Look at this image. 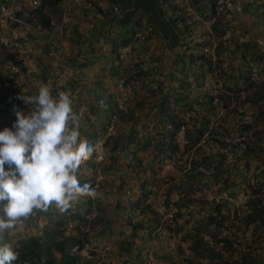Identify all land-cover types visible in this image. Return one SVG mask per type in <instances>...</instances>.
<instances>
[{"label": "rangeland", "instance_id": "obj_1", "mask_svg": "<svg viewBox=\"0 0 264 264\" xmlns=\"http://www.w3.org/2000/svg\"><path fill=\"white\" fill-rule=\"evenodd\" d=\"M55 7L47 11L57 19L61 5ZM259 31L257 33L263 35ZM34 35L36 38L26 37L23 41L33 61L31 69L36 78H27L26 83L23 81L18 88L10 83L13 74L8 51L0 46V130L11 128L16 120V110H28L29 106L18 98L26 96L27 89L32 91L38 85L45 84L50 91L56 90L66 81L80 76L79 72L82 73L83 67H87L76 57L64 58L55 45L53 49L50 48L54 44L50 37L44 39L38 33ZM48 45L50 47L46 49ZM144 60L146 71L137 79L131 76L124 91L118 89L116 77L108 81L115 96L119 95L120 105L108 103L104 106L105 110L101 109L99 98L109 96L110 91L95 94L93 80L86 76V72V77L75 80L78 86L75 88L77 92L72 93L73 107L78 104L84 112H88L87 116L83 114L81 117L80 139L88 141L95 149L91 158L83 163L85 169H79L77 175L82 184L90 183L96 189V197H82L75 207L64 213L52 205L42 218L32 223L26 218L7 231L4 242L13 247L21 240L38 238L49 245L51 238L64 239L63 235L79 233V236H85L87 233L88 240L83 238L85 243L80 251L81 264H140L153 247L158 248L160 258V262L154 264H199L215 258L209 249L220 251L224 247L225 242L219 239L214 246L208 244L210 238L217 239L218 235L224 233L235 242L237 239L232 231L237 227L241 232H248L246 244L243 249H235L232 253L228 251L224 256L238 261V264H264L259 262V258L264 257V238L256 241L251 225L254 222H251V218L248 220L251 210L248 201L264 194V156H259L264 153V73L256 83L263 99L253 103L246 112H240L229 107L233 101L232 95H229L226 98L228 106L222 110L218 122L209 124L208 131L195 144L189 142L186 135L190 131L194 134L200 127V120L192 121L193 118L201 117L202 121L204 115L210 114L211 106L208 111L206 109L207 113L200 109L204 104L211 103V99L212 105H215L214 97L219 94L206 92L209 86L215 84H211L208 78L199 79L195 84L184 81L186 73H180L174 67L172 58L162 66L166 76L161 81L157 79L158 76L153 77L155 71L150 59ZM42 72L44 78L39 80L37 74ZM170 72L181 77L170 79ZM29 86L32 88L29 89ZM164 86L171 88L164 92ZM163 97L167 103H171V107L161 112L160 116L175 112L177 118L180 117L179 125L154 123L159 115L153 109ZM186 104L188 106H184ZM227 112L230 113L227 120L229 125L222 126L223 116ZM114 114L119 117L113 136L120 135L127 140L137 134L141 142L136 143L135 152L126 154L121 150L112 151L111 145L104 146L109 131L107 127ZM233 116L236 118L234 122ZM183 124L186 125L184 129ZM98 135H104L103 145L94 140ZM242 136L249 139L252 148L248 147L247 150L254 157H245L244 149H240L237 157H232L235 146L240 145L241 141L246 145ZM250 136L256 140L254 145ZM175 145L177 148H174ZM131 146L134 147L133 144ZM98 147L101 158L96 163ZM132 156L135 158L130 161ZM257 190L261 193L256 194ZM210 195H213L214 204H210ZM229 197L237 201L241 198V202L233 204ZM89 199L92 206L88 204ZM171 207L176 211L173 227L168 226L160 214V210ZM59 232L63 235L60 236ZM74 249L77 250V246ZM229 253L233 256H228ZM55 255L59 260L61 254Z\"/></svg>", "mask_w": 264, "mask_h": 264}, {"label": "built area", "instance_id": "obj_2", "mask_svg": "<svg viewBox=\"0 0 264 264\" xmlns=\"http://www.w3.org/2000/svg\"><path fill=\"white\" fill-rule=\"evenodd\" d=\"M42 2L43 0H0V45L3 49L12 52L14 55V59L11 60L10 63V70L12 73L20 72L23 68H29L31 64L23 40L24 34L27 32L34 33L36 29L33 24L26 20V17L30 14L31 9L41 6ZM71 2H73L72 4L76 5L83 14L94 13L98 10L106 9L103 0H62L60 34H73V25L70 21V12L72 9V5H70ZM249 2L252 8L257 4H264V0H249ZM216 3L217 12L228 14L229 17L232 16L235 6L230 1L218 0ZM161 7L167 17L173 21L174 26L181 32L179 38V51L176 52L174 54L175 57L172 58L179 72L186 73L184 81L195 84L199 79L208 78L211 84H215L213 87L209 86L206 89L207 93L219 94L214 97L215 105L212 106V111L208 116L209 124L214 125L218 122L222 110L228 106L226 98H229V95H232L233 100L229 104V107L231 106L233 109L239 110L240 112H246L253 104L248 98L253 96L256 91V83L264 73V62L258 56V51L253 49L248 39L239 40L241 41L239 42L240 46L245 43L241 53L245 61L244 64L246 69H250V72H246L243 76L239 75L232 81H230L228 79L229 76L223 72L225 62L222 61V59L229 57L225 48L232 50L235 47L234 39H237L236 33H239L241 29L234 30L233 34L231 32V27L227 28V35H225L217 24L218 16L215 14L213 15V5L208 3L207 0H161ZM208 8H210L209 11ZM118 13L119 6L115 5L113 7V15L117 16ZM53 24L56 26L55 21H53ZM55 29L56 27H54L52 32L53 35H55ZM106 37L110 40L111 52L118 61L116 79L118 89L124 91L128 79L131 76L134 78L136 77L135 72H130V67L135 65L136 62H141L143 66H147L146 60H144L147 59V57L143 53L134 51L136 48H139V43L152 40L160 43V47L157 49L158 53L154 50L152 51L151 48L149 49V57H155L152 65L154 66L155 75L161 78L159 69L156 67L160 64L158 55H162L160 52L164 51L161 44L164 40L153 27H148L146 30L136 31L134 33H127L121 31L117 27H111L108 29ZM262 37L263 39H258L259 42L257 43L264 41V36ZM200 43H202V45L199 46ZM100 52L102 54L106 53L107 47H101ZM188 61L190 62L188 63ZM177 76L181 77L180 74H177L175 77L178 78ZM179 80L182 81V79ZM212 80L214 81L213 83ZM218 87L219 89H217ZM227 94L228 96H226ZM117 120L118 115L114 114L108 127V136L114 133ZM185 126L186 125L183 124L182 128L184 129ZM238 146L233 148L232 157H237L240 153V149H242L245 144L241 141ZM100 147L102 146L100 145ZM100 147H98L96 151V163L100 162ZM154 187L157 188V185ZM230 200L234 201L235 199L231 197ZM34 214L36 215L37 212L34 211ZM160 214L164 221L167 222L168 226H174L173 222L176 218V211L173 207L160 210ZM232 232L238 237L236 238L237 241L233 242L234 247L236 249H243L247 241L248 232L242 233L236 228H234ZM224 236L225 234L221 233L218 235L217 239L210 238L209 242L210 244H216V240L223 239ZM157 251L158 248L156 247H153L149 251L146 257L147 264L159 263Z\"/></svg>", "mask_w": 264, "mask_h": 264}, {"label": "clouds", "instance_id": "obj_3", "mask_svg": "<svg viewBox=\"0 0 264 264\" xmlns=\"http://www.w3.org/2000/svg\"><path fill=\"white\" fill-rule=\"evenodd\" d=\"M34 27L36 31L27 32L24 38L38 32ZM8 62L10 65L9 58ZM31 64L25 71L12 73L15 84ZM18 98L28 110H16L11 128L0 130V264H17L19 255L4 242L7 231L31 215L34 220L42 218L52 205L64 213L82 197L97 195L90 183L78 179V170L95 149L80 139V115L74 112L70 96L58 92L54 97L42 86L33 95ZM143 262L147 264L146 258Z\"/></svg>", "mask_w": 264, "mask_h": 264}, {"label": "crops", "instance_id": "obj_4", "mask_svg": "<svg viewBox=\"0 0 264 264\" xmlns=\"http://www.w3.org/2000/svg\"><path fill=\"white\" fill-rule=\"evenodd\" d=\"M103 1L105 2V5H106L105 10H98L97 12H94V13H84V14L81 10L78 9L76 5L72 4L73 2L70 3V5H72V9L70 12V21H71V24L73 25L72 35L66 34V33L60 34L61 23H62V12L60 16H57V19H54V17L52 16L53 18L52 22L55 21L56 23L55 35L49 34L47 30L43 31L41 30V28H38V27H37V31H38L37 33L39 34V36H41L44 39L50 37L52 41L54 42L53 45H50L49 43L51 47L48 45L45 47L46 49H49V47L53 49V46L55 45V48L57 49V51L59 53H62L64 58L66 56L67 58H70V59H73L76 57L79 59V61H82L85 64H87V67L85 68L83 67V72L82 73L79 72L80 76L75 75L76 77H74L72 81H66L65 83H63V85H61L60 88L56 89V91L51 90L50 92L52 93V95L55 97L57 92H65L70 96L71 100H73L72 93L77 92L75 88H77L78 86L76 85L75 80L77 77L83 78L85 76L84 72H86V76H88L90 79L92 78L91 80H93L92 86L94 87L95 94L100 95L99 93L101 91H104V92L110 91V94L108 93L109 96L104 97V98H101V97L99 98L101 102V106H102L101 109L105 110L104 106L108 103H110L111 105L112 103L113 104L116 103L120 105V103L118 102L119 95L115 96V93L112 92V88H109V85H108V81L111 79L113 80V77L115 79L116 77L115 72H118V61L115 55L111 52V48H110L111 42L108 39V37H106V33L108 29L111 27H117L121 31H124L127 33L128 32L134 33L136 31L146 30L148 27H153L160 34L161 38L164 40L163 43H161L164 51L160 52L162 53V55H158V59L160 60V63H161L159 71H161L162 66L168 63L170 58L172 57L174 58L175 57L174 54L179 51V38H180L181 32L174 26L173 21L169 17H167L166 13L161 7V0H103ZM207 1L208 3H211L214 7L215 3L218 0H207ZM228 1H230L235 6V10L234 12H232L231 17H229L228 14L217 12L216 7H214L215 11L213 13L216 16H218V25L225 35H227L226 34L227 28L231 27V32L233 34H234V30L241 29L239 33H236L237 39H234L235 47L232 50L225 48V51L229 57H225L222 59V61L225 62V67L223 68V72L226 73V75L229 76V77L227 76L228 79L232 81L234 78L241 75V73H242L241 76H243L247 72L246 66L244 64L245 61H244V58H242V53H241L242 48L245 43L240 46L239 42L241 41L239 40L248 39L250 41L249 43L252 44L253 49L256 50L257 47L255 43L259 42L258 39H263L262 36H264V20L261 19V17H259L260 14H258L256 10L253 11V9H251L252 7H251L249 0H228ZM115 5L119 6V13L117 16L113 15V7ZM209 10L210 8H208V11ZM258 30H260L259 32L263 35H259V33H257ZM29 37L36 38V36H32L31 34L27 36V38ZM139 44H140L139 48H136L134 51L143 53L147 57V59H150L151 64H152L155 57H151V58L149 57V49L151 48L152 51L154 50L156 53H158L157 49L158 47H160V43L158 41L152 40V41H147L145 43H139ZM259 45L262 51L264 52V41L260 42ZM103 46L107 47V52L102 54L100 52V49ZM45 48H42V49L46 50ZM173 58H172V61H173ZM32 62L33 61L31 60V63ZM173 65L176 68L175 64ZM42 74L43 72L40 74H37L39 80L43 78ZM160 74H161L160 79L162 81L165 78L166 73L161 72ZM175 76L176 75L172 74L171 72L168 73V78L170 79H175ZM20 77H21V82L19 84H13L15 88L22 86L23 81H25L26 83L27 78L28 79L31 77L36 78L31 67L27 73L20 75ZM153 77H155V74H153ZM72 84L74 85V88ZM41 85L47 86L45 84H41ZM41 85H38L36 89H31L32 91H29L27 89L26 96L37 93L38 88L42 87ZM181 86L182 85L180 84V87ZM30 87L31 86H29V89ZM169 88L171 87L164 86L162 87V90L164 92H167ZM82 92H87V91H81V93ZM210 102L211 103L204 104L203 108L200 109V110H204L203 113H207V111L209 110V106L213 104L212 100ZM141 106L143 105L141 104ZM145 106H148V105L145 104ZM184 106H188V104ZM78 107H79L78 104L75 105V107H73L74 108L73 110H75ZM169 107H171V103H167V99L164 97L161 99L160 103H157V106L154 107L153 109L154 112L159 115L157 117V121L154 122L156 125H167V124L179 125L180 124L178 122V119L180 120V117L177 118L175 112L174 113L167 112L166 116H162V117L160 116V113L169 109ZM24 108L26 107H23L22 109ZM144 108H147V107H144ZM82 109L81 107H79V110L81 111L80 121L82 120L81 117L83 114L86 116L88 115V112L85 111L86 112L85 114L84 110ZM229 112L234 114L231 111ZM229 112H227L224 116L222 115L223 116L222 121L224 122L222 126H224V124L229 125V123H227V120L229 119L228 116H230ZM92 116L94 117L93 114ZM200 118H193L192 121L200 120L199 122H202L203 119L201 121ZM232 119H233L232 122H234L236 120L235 116H233ZM103 123L104 122H102V124ZM238 127L240 128V125H237V128ZM210 133L212 134L213 131L212 132L210 131ZM172 134H175V133H172ZM103 137L104 135H100V138H99V135H98L97 137L94 138V140H96L97 143L101 144V142L103 141L102 139ZM250 137H251L250 141L252 145H254L256 140H254L253 136H250ZM244 138L246 141V145L243 146L242 148L246 150L248 149V146H249V139L247 138L246 140V137ZM249 147L252 148L251 145ZM174 148H177L176 145L174 146ZM251 156L253 155H251L248 152L245 155V157H251ZM259 156H264V153L263 155L259 154ZM80 169L84 170L85 165L82 164ZM78 172L80 171L78 170ZM204 184L206 183L204 182ZM210 196L211 197L209 198L210 199L212 198V201L210 202V204H214L215 200H213V195H210ZM234 201L237 202L238 204L239 202H241V198L238 199V201L236 199ZM234 201L232 202L233 204H234ZM251 225L254 228L255 223L254 225L253 224ZM239 231L241 232V230Z\"/></svg>", "mask_w": 264, "mask_h": 264}, {"label": "trees", "instance_id": "obj_5", "mask_svg": "<svg viewBox=\"0 0 264 264\" xmlns=\"http://www.w3.org/2000/svg\"><path fill=\"white\" fill-rule=\"evenodd\" d=\"M61 2H62V0H43L41 6L30 10V14L28 15V18H26V20L29 21L30 23L36 25L38 28H41V30H43V31L47 30L49 32V34H52L55 25L52 22V20H53L52 15L47 11V9L48 8L52 9L55 6L60 5ZM216 6H217V3H215L214 7H216ZM214 7H213V12L215 11ZM263 7H264V4H257L254 8H251V9H253V11L256 10V12L258 14H260L259 17H261V19L264 20V8ZM60 15H61V11H60ZM213 15H214V13H213ZM46 34H48V33H46ZM32 36H36V35H32ZM255 44L257 47L256 50L258 51V56L264 62V52L262 51L259 43L256 42ZM8 58L10 60L14 59V55L12 52L9 54ZM17 62H19V61H17ZM160 65H161V63L159 64L158 67H156L159 70H160ZM146 68L147 67L143 66L141 62H136L135 65L130 67V72L131 73L135 72V76H136L135 78L137 79L139 77V75H141L143 72L146 71ZM25 70H26V68H23V71H25ZM153 70H154V66H153ZM246 71L250 72V69H246ZM159 72H162V70ZM241 75H242V73H241ZM43 78H44V75H43ZM116 79H117V76H116ZM158 79H160V78H158ZM5 80L6 79L4 78L3 81H5ZM9 80H10V83L15 84L14 79H9ZM1 83H0V87L2 86ZM262 99H263L262 92L260 90H258L257 87H256V91L254 92L253 96L248 98V100L252 101L253 103L259 102ZM0 106H1V102H0ZM211 108H212V105H211ZM74 112L77 114H79V112H80L79 115H81V111L79 110V107L76 108L74 110ZM204 118L205 119H203V121L200 123V127L198 129H196V131H194L195 132L194 134L192 133V131H190L191 133H189V132L187 133L189 142H195V144H197L200 141V139L202 138V136L204 135V133L208 131L209 120H208L207 115H205ZM107 133H106V137L104 139L103 144H104V146L111 145L112 151H116V150L117 151L118 150L125 151V150H127L126 154H129V152L131 150H133L135 152L136 146L141 142L139 140L140 138H138L137 134L133 137L132 136L129 137L127 140H123L122 137H120V135H114L113 136V134H114L113 133L110 136H108ZM99 138H100V135H99ZM136 143H137V145H136ZM131 144H133L134 147L131 146ZM244 151L247 154L248 150L244 149ZM134 158L135 157L132 156L130 158V161H132ZM108 168H110V167H108ZM255 192H256V194L261 193L260 190H257ZM260 195L257 197H252L248 202V205L251 208L250 213L248 214V220L251 218L250 219L251 222L255 223V226L253 228V233L256 236L257 242H260L261 239L264 238V231H263L264 230L263 229L264 228V194H260ZM90 200L91 199L88 200V204L92 206V202H91L92 200L91 201ZM79 208H80V206H79ZM147 208L148 207H146V209ZM71 217L75 218V215L74 216L72 215ZM28 219H29L30 223L35 221L34 220L35 218L32 215L29 216ZM235 228H237V227H235ZM237 230L239 231L240 229L237 228ZM243 232H245V230ZM58 234L60 236L63 235L61 232H59ZM229 236L230 235L225 234L223 239H219L220 242H223V241L225 242V244H223L224 247L220 251L215 250V249H212V250L209 249V252H211L213 257H215V258L208 261V263H199V264H238L239 263L238 261H233V260H231V258H227L224 256L226 254V252L231 251V253H232L236 249L233 245V241H231L229 239ZM88 237H89V235L87 233H85V236L84 235L79 236V233H73V234H70L69 236L63 235L62 238H64V239L51 238V242L49 245H45L43 242H40V240L38 238H32L29 240L27 239L24 241L21 240L18 245L13 246L14 251L18 252V254H19L16 262H17V264H36L38 262L42 263V264H81L80 263V251H82V248L84 247V243H85L83 238L87 239ZM235 237H237V236H235ZM41 238H43V237H41ZM207 242H208V244H210L209 240ZM210 245L214 246L215 244H210ZM76 246H77V250L74 249ZM238 250H240V249H238ZM56 253L61 254V257L59 260L56 259V255H55ZM157 256H158V254H157ZM228 256H233V255L229 253ZM37 260H38V262H37ZM144 260H145V255H144ZM159 262H160V258H159ZM259 262L264 263V257H260ZM143 263L144 262H142L140 264H143Z\"/></svg>", "mask_w": 264, "mask_h": 264}]
</instances>
